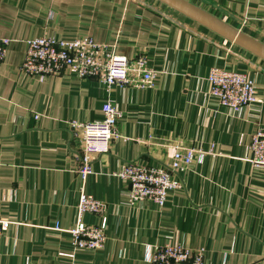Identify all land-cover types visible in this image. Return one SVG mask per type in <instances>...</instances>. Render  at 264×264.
<instances>
[{
    "label": "crops",
    "instance_id": "obj_1",
    "mask_svg": "<svg viewBox=\"0 0 264 264\" xmlns=\"http://www.w3.org/2000/svg\"><path fill=\"white\" fill-rule=\"evenodd\" d=\"M264 44V0H187ZM92 38L130 60L144 58L151 84L110 87L68 74L46 82L22 76L27 40ZM0 201L14 224L0 237V264H150L147 247L167 243L204 250L205 264H264V170L253 168V137L264 126V60L159 0H0ZM246 72L260 103L232 115L209 93L212 68ZM112 102L120 137L95 157L84 184L68 123L102 119ZM196 150L184 188L160 208L132 206L115 178L125 162L170 163L175 148ZM203 154L202 158L200 155ZM103 201L104 249L76 250L81 192ZM29 260V262L27 261Z\"/></svg>",
    "mask_w": 264,
    "mask_h": 264
},
{
    "label": "built area",
    "instance_id": "obj_2",
    "mask_svg": "<svg viewBox=\"0 0 264 264\" xmlns=\"http://www.w3.org/2000/svg\"><path fill=\"white\" fill-rule=\"evenodd\" d=\"M10 45L11 40L0 38V64L5 60ZM26 45L19 72L22 76L33 77L43 83L52 76L68 74L80 80L97 79L108 88L124 87L133 84L131 73L135 71L141 76L147 74L146 78L142 76L139 88H147L151 84L149 74L152 71L147 68L144 58L130 60L117 54L114 45L99 44L89 37L58 40L41 36L27 40ZM207 81L209 95L232 115L260 103L256 98V83L246 72L215 67L210 71ZM121 116L118 108L112 102H107L103 106L101 120L87 123L73 120L68 123L73 137L80 141L77 157L80 160L79 174L84 184L94 174V158L108 154L112 142L120 137L118 120ZM250 149L253 168L264 170V126L256 132ZM196 154L194 149L176 147L170 163L148 166L141 160L125 162L113 176L127 184L130 205L140 206L152 202L162 208L170 192L184 188L185 174L195 163ZM1 210L0 201V237L14 224L3 218ZM106 210L103 201L82 191L74 226L66 230L57 224L53 230L67 233L76 250L94 252L104 249L106 228L89 225L83 218L87 214L103 215ZM204 260L205 252L202 249H189L173 243L147 247L146 261L150 264H205Z\"/></svg>",
    "mask_w": 264,
    "mask_h": 264
},
{
    "label": "water",
    "instance_id": "obj_3",
    "mask_svg": "<svg viewBox=\"0 0 264 264\" xmlns=\"http://www.w3.org/2000/svg\"><path fill=\"white\" fill-rule=\"evenodd\" d=\"M238 47L264 60V44L187 0H159Z\"/></svg>",
    "mask_w": 264,
    "mask_h": 264
}]
</instances>
